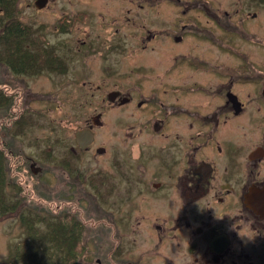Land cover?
<instances>
[{
	"label": "flooded vegetation",
	"instance_id": "flooded-vegetation-1",
	"mask_svg": "<svg viewBox=\"0 0 264 264\" xmlns=\"http://www.w3.org/2000/svg\"><path fill=\"white\" fill-rule=\"evenodd\" d=\"M122 1H114L115 9ZM263 1L252 0L256 6ZM126 2L133 8L119 10L107 28L105 22L87 23L85 12L70 19L62 15V34L86 26L93 34L76 38L74 49L62 46L60 57L46 49L40 69L65 75L71 62L66 53L75 51L82 80L80 72L94 73L96 66L89 63L100 57L98 75L107 80V90L93 88L91 95H103L96 99L98 112L74 133L77 152L70 149L75 157L93 153L91 182L82 168L72 172L65 162L60 168L73 179L76 193L91 197L94 236L112 243L103 259L108 264H264V54H259L264 33L258 11H221L213 0ZM27 40L28 48L39 45L32 37L17 42ZM155 47L163 52L157 70L142 58L131 69L132 58ZM112 53L126 62L125 70L106 65ZM14 68L16 75H26L18 63ZM25 89L27 103L34 94ZM6 112L14 119L0 124V173L5 175L0 207L10 202L6 206L15 209H0V218L44 201L32 197L28 183L47 172L23 152L33 135L30 112L16 103ZM108 125L109 141L121 147L98 144ZM81 131L92 134L84 148L75 140ZM45 153L51 156L50 150ZM5 191L14 199L7 201ZM79 228L82 235V224Z\"/></svg>",
	"mask_w": 264,
	"mask_h": 264
},
{
	"label": "rangeland",
	"instance_id": "rangeland-1",
	"mask_svg": "<svg viewBox=\"0 0 264 264\" xmlns=\"http://www.w3.org/2000/svg\"><path fill=\"white\" fill-rule=\"evenodd\" d=\"M115 0H50L46 8L37 10L34 7V0H15V10L17 14V22L22 28H28L32 39L39 41V45L46 49H53L55 52L50 55H57L58 57L65 55V51L62 46L67 49L70 46L74 49V45L77 43L74 41L76 38H80L85 35L86 32L93 34L90 26H86L83 29L71 32L72 34L66 36L61 33V24L63 20L61 16L64 15L69 19L74 17L76 13L85 12L90 15L87 23H102L104 28H107L109 23L112 21V17H117L120 13H124L128 7H132L134 3L127 4L124 6V0L121 3V8L115 9ZM218 4L217 8L221 11L226 10L233 12L236 8L244 7L249 11H258L257 25L261 33H264V1L258 6L254 5L252 0H213ZM129 9V8H128ZM102 13V14H100ZM103 16L104 19H101ZM138 15H135L137 18ZM2 24H8L10 19L7 20L5 17H1ZM139 23V22H138ZM122 32H125L122 30ZM1 33V27H0ZM260 33V34H261ZM133 37H131L132 39ZM74 43V44H71ZM64 44V45H63ZM3 43L0 42V59L2 58L1 50H3ZM156 49V47H155ZM68 50V49H67ZM161 50L158 48L153 52L150 51L146 56L132 58L130 61L131 69L136 70L140 62H133L135 59H143L147 65L152 64L153 69L157 70L158 61L162 58ZM60 56H59V55ZM131 54V53H129ZM259 54H264V50H260ZM70 56L71 61L67 65V73L62 75L54 70H40L35 73L26 75H16L11 70V66L4 61H0V88L5 91L2 100L4 104L0 105V124H7L8 121H12L14 118H6V110L17 104L19 109H24L26 112H30V116L33 122L32 130L33 135L29 141L23 145L24 153L31 156L38 163L39 167H42L44 171H47L42 176L33 177L34 180L30 181L28 189H32L31 195L35 199H43L49 211L43 205L44 201H34L30 206L21 207L19 214L0 218V264H55L60 262L61 254H64L65 249L57 247L55 241H53L48 234L54 224V220L51 219L57 214L56 205L63 207L61 212L71 211V215L76 217L82 224V235L80 236V244L78 251H81L76 264H96L95 259L99 257L101 264H108L103 259V254L112 247V243H108V240L104 237H100L97 241V237L93 233V203L91 197L85 192L80 196L76 193L75 183L73 179L63 173V169L60 168L62 164L67 163L72 172H75L77 168L84 169L87 176V183H90V177L96 166L93 153L79 154L77 157L70 153L72 148L75 152L76 145L74 142V133L82 128L83 123L89 116L94 115L98 111L96 107V99H101L103 95L93 93V88L96 86L102 87L100 92L106 91L104 89L105 83L102 77L98 75L100 66L99 60L89 63V66H96V71L90 73L89 69H85L84 73L80 72V76L84 75L86 78L82 80L78 76L77 72L80 70V61H77V53L72 51L71 54L66 53ZM43 56H47V53ZM120 55L110 54L108 56L107 66H110L113 70H125L124 65L126 62L119 60ZM44 58V57H43ZM54 60V59H53ZM151 62H146V61ZM58 62H60L57 59ZM109 64V65H108ZM45 65V64H44ZM143 70V69H141ZM79 73V72H78ZM85 82L84 86L81 82ZM30 90L34 95L32 100L26 103L28 100L26 89ZM82 90V91H81ZM1 92V91H0ZM82 92V96L80 95ZM99 93V92H98ZM5 94H8L6 97ZM84 95L87 96L84 97ZM88 99V103L85 101ZM13 110V109H11ZM111 118V117H110ZM108 116L105 117V121H108ZM3 119V120H2ZM6 123H3V122ZM105 132L99 134L98 144L103 146H120L117 143L109 141L108 130H112L111 127L106 128ZM32 139V140H31ZM111 148V147H110ZM51 151V156H46V151ZM13 164V163H12ZM10 166V165H9ZM6 174H9L8 172ZM44 174V173H43ZM47 186V190L45 189ZM9 190V188L7 189ZM86 191L91 192L90 187H85ZM5 198L10 201L14 197L8 195L5 191ZM53 200V203L51 202ZM10 203V202H9ZM7 202L6 205H9ZM66 203V204H65ZM1 209V207H0ZM31 209L33 221L30 229L32 232L39 230L41 234H47L48 239H51L45 245H48L47 249L40 247L35 241L29 240V227L20 221L21 216L27 215V210ZM65 210V211H64ZM52 212V214H50ZM41 217L44 221L40 222L36 217ZM28 219V218H27ZM48 222L49 226L46 227ZM40 235V234H39ZM97 241V244H96ZM123 241V240H122ZM38 242V241H37ZM98 242H101V248L99 255L97 256ZM125 242V241H124ZM40 244V243H39ZM141 245V249L143 248ZM42 246V245H41ZM149 246V245H147ZM125 250V249H124ZM124 257V256H122ZM143 259L146 258L144 254ZM16 259V261H15ZM143 262L146 261L143 260ZM114 262V259L111 258ZM152 262H158L153 260Z\"/></svg>",
	"mask_w": 264,
	"mask_h": 264
},
{
	"label": "trees",
	"instance_id": "trees-1",
	"mask_svg": "<svg viewBox=\"0 0 264 264\" xmlns=\"http://www.w3.org/2000/svg\"><path fill=\"white\" fill-rule=\"evenodd\" d=\"M16 14L17 11L15 10V0H0V42L3 43L1 59L3 61L7 59L6 62H8V64L11 66V70H15L14 66L16 63H18L19 69L25 74L35 73L36 71L38 72L45 64V60L43 58L44 56L42 57V55H45L46 52L43 47L41 45H37L36 42L35 44L37 46L34 48H28V40L26 43L17 42V40L21 41L27 38L31 39V37H29L30 35L27 28L21 29L20 24L17 22V18L15 17ZM1 17H5L7 20L10 19V22L8 24H2L3 22H1ZM4 102L5 101L0 98V105L4 104ZM0 166H2L1 162ZM3 176H5L4 173H0V185H2L4 182L2 179ZM56 208L57 214L51 218L55 222L54 224H50V226L53 227L50 229L48 234L50 235L51 239L55 241V245L60 247L62 251L65 249V252L64 254H61L59 258L60 262L55 264H76L81 252L77 250L80 248L79 238L81 236V230L79 225L81 223L79 221L77 222L76 217L69 214L68 212H61L63 209L62 206L60 208L59 205H56ZM1 209L4 212H8L9 210H14L15 206H5L1 207ZM46 209L49 211V208L46 207ZM31 211L32 210L30 209L28 212H26L27 215L21 216L20 221L22 220L23 223L29 227L28 239L35 241L36 244L40 245V247L47 249L48 245H45V243H48L51 240L48 239L49 236L44 233L41 234L39 230L32 232L30 229L33 221ZM50 214H52V212H50ZM36 218L40 220V222L44 221V219L39 216ZM48 226L49 224L47 222L46 227L48 228ZM14 264H16V262Z\"/></svg>",
	"mask_w": 264,
	"mask_h": 264
},
{
	"label": "water",
	"instance_id": "water-1",
	"mask_svg": "<svg viewBox=\"0 0 264 264\" xmlns=\"http://www.w3.org/2000/svg\"><path fill=\"white\" fill-rule=\"evenodd\" d=\"M46 4H47V0H36L35 1V6L37 9L44 8ZM75 140H76L77 145H79L81 148H84L92 140V134L87 131L77 132L75 134ZM39 171H40L39 169H34L35 174L38 173Z\"/></svg>",
	"mask_w": 264,
	"mask_h": 264
}]
</instances>
